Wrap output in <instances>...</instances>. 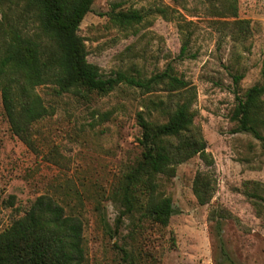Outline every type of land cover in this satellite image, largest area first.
I'll list each match as a JSON object with an SVG mask.
<instances>
[{
  "label": "rangeland",
  "instance_id": "rangeland-1",
  "mask_svg": "<svg viewBox=\"0 0 264 264\" xmlns=\"http://www.w3.org/2000/svg\"><path fill=\"white\" fill-rule=\"evenodd\" d=\"M226 4L95 0L79 29L87 59L105 75L148 78L171 66L195 87L194 124L215 159L210 203L199 204L193 192L196 173L209 169L199 155L160 178L159 190L176 209L168 225L128 211L124 202L121 181L142 157L137 114L149 106L153 120H166L151 102L169 101L163 84L145 91L120 83L87 97L59 95L44 84L37 92L50 114L29 127L30 143L13 133L0 94V231L48 194L83 219L85 264H264V217L244 193L254 181L264 188V149L251 133H233L238 121L231 120L235 76L242 94L261 82L264 0H237V15ZM131 10L143 20L123 25L112 18L113 11ZM187 38V54L179 58Z\"/></svg>",
  "mask_w": 264,
  "mask_h": 264
},
{
  "label": "trees",
  "instance_id": "trees-1",
  "mask_svg": "<svg viewBox=\"0 0 264 264\" xmlns=\"http://www.w3.org/2000/svg\"><path fill=\"white\" fill-rule=\"evenodd\" d=\"M94 1L0 0V94L4 111L13 133L30 143L29 127L50 114V107L37 92L41 85L50 84L59 95L73 92L87 97L92 92L107 94L120 83L145 91L163 84L175 99L170 95L169 101H151L160 109V115L166 117L165 121L153 120L149 106L148 111L138 112L142 157L123 176L120 190L128 211H140L156 224L166 226L176 209L171 197L159 190L162 176H175L178 165L199 155L209 167L199 170L193 181L199 204L210 203L216 191L217 180L212 171L215 159L207 150L202 131L194 124L192 105L196 90L171 66L145 78L124 71L105 75L98 65L91 63L79 29ZM226 2V10L237 15V0ZM112 18L127 25L142 21L144 16L139 10L113 11ZM188 47L189 38L184 41L179 58L185 57ZM240 78L235 76L237 105L231 120L238 121V126L232 132L251 133L264 149L260 129L264 113V59L260 83L242 94L237 85ZM251 183L254 189L246 188L244 193L254 200L257 214L264 217V188L258 181ZM13 203L10 200V206ZM218 227L221 229V223ZM171 240L176 246L174 233ZM85 261L83 219L68 213L51 195H39L22 216L0 231V264H85Z\"/></svg>",
  "mask_w": 264,
  "mask_h": 264
}]
</instances>
